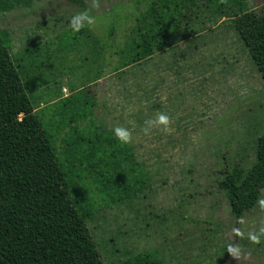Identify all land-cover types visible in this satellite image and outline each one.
<instances>
[{
	"label": "rangeland",
	"instance_id": "obj_1",
	"mask_svg": "<svg viewBox=\"0 0 264 264\" xmlns=\"http://www.w3.org/2000/svg\"><path fill=\"white\" fill-rule=\"evenodd\" d=\"M19 1L0 9V31L10 34L9 51L60 163L90 191L96 213L85 222L103 263L154 253L164 264H264V189L236 220L217 187L226 166L254 162V141L264 134V80L234 29L238 8L226 0L183 7L176 41L132 70L121 52L139 39L137 20L155 0ZM245 2L250 11L264 7ZM84 11L94 22L74 32L69 22ZM160 114L166 129L146 124ZM115 128L129 132L126 144L152 181L132 203L110 198L122 196L116 191L128 178L113 170L114 142L124 145Z\"/></svg>",
	"mask_w": 264,
	"mask_h": 264
},
{
	"label": "trees",
	"instance_id": "obj_2",
	"mask_svg": "<svg viewBox=\"0 0 264 264\" xmlns=\"http://www.w3.org/2000/svg\"><path fill=\"white\" fill-rule=\"evenodd\" d=\"M13 1L0 0V9L9 11L14 4H20L19 0ZM197 3L198 0L153 1L134 28L139 39L129 51L121 52L122 67L136 70L149 64L157 51L170 48L179 36L177 27L185 17L183 7L189 9ZM223 3L238 8L233 12L234 29L264 80V7L255 12L247 9L245 0ZM192 35L195 33L183 34L181 39L185 41ZM9 43L10 34L0 31V264H104L85 222L91 221L96 213L86 196L90 191L74 183L73 171H66L60 163L56 146L28 97V88L9 51ZM117 76L120 78L122 73ZM116 147L118 150L111 157L119 160L113 170L117 174L123 169L128 178L118 185L120 191L116 195L122 196L110 198L114 203H132L146 196L152 181L133 147L118 141L113 149ZM254 152L252 164L231 169L226 166L217 180V187L224 192L236 220L253 210L261 199L264 134L254 141ZM121 161L128 167L122 168ZM73 168L75 172L76 167ZM120 264L164 262L154 253H144Z\"/></svg>",
	"mask_w": 264,
	"mask_h": 264
},
{
	"label": "clouds",
	"instance_id": "obj_3",
	"mask_svg": "<svg viewBox=\"0 0 264 264\" xmlns=\"http://www.w3.org/2000/svg\"><path fill=\"white\" fill-rule=\"evenodd\" d=\"M93 22H94L93 18L88 14L87 11H84V12L77 13L76 15H74L69 22V26L71 27V29L74 32H78L86 24L91 25ZM168 123H169V118L163 114L158 115L155 121H146V124H148L149 127H151L153 124H159V125L165 126V129H166ZM142 131H144L145 134H147L148 128H144V129H142ZM114 135L116 136V138L118 140H120L122 143H125V144L128 143L130 140L129 132L123 128H115L114 129ZM261 203L264 204V201H262ZM248 238H249V240H251L253 242L258 241V239H259V237L255 234H249ZM228 253L230 255L235 256L238 254V250L233 249L232 247H229Z\"/></svg>",
	"mask_w": 264,
	"mask_h": 264
}]
</instances>
